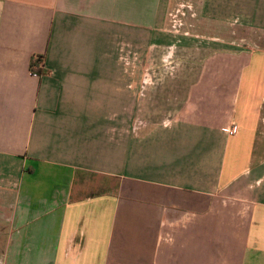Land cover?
Wrapping results in <instances>:
<instances>
[{
	"label": "crops",
	"instance_id": "obj_1",
	"mask_svg": "<svg viewBox=\"0 0 264 264\" xmlns=\"http://www.w3.org/2000/svg\"><path fill=\"white\" fill-rule=\"evenodd\" d=\"M173 1L0 0V264H264V45Z\"/></svg>",
	"mask_w": 264,
	"mask_h": 264
},
{
	"label": "rangeland",
	"instance_id": "obj_2",
	"mask_svg": "<svg viewBox=\"0 0 264 264\" xmlns=\"http://www.w3.org/2000/svg\"><path fill=\"white\" fill-rule=\"evenodd\" d=\"M206 0H176L171 3L170 9H165L167 22L165 28L176 34L199 36L203 38H216L229 47L235 49L253 48L264 45V38L259 39L255 34L253 25V8L251 0H234L243 8L220 7V0H213L211 7H205ZM209 3V2H208ZM263 33V32H262ZM257 35V37H256ZM264 37V36H263ZM133 47L132 54L125 56V62L130 57L133 63H146V53ZM156 62L154 58L150 63Z\"/></svg>",
	"mask_w": 264,
	"mask_h": 264
},
{
	"label": "built area",
	"instance_id": "obj_3",
	"mask_svg": "<svg viewBox=\"0 0 264 264\" xmlns=\"http://www.w3.org/2000/svg\"><path fill=\"white\" fill-rule=\"evenodd\" d=\"M235 131H236L235 129L232 130V132H235Z\"/></svg>",
	"mask_w": 264,
	"mask_h": 264
}]
</instances>
